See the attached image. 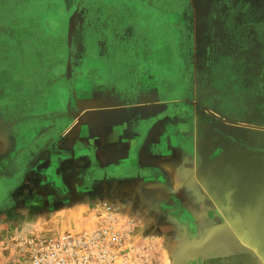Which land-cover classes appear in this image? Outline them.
Returning <instances> with one entry per match:
<instances>
[{"label": "rangeland", "instance_id": "1", "mask_svg": "<svg viewBox=\"0 0 264 264\" xmlns=\"http://www.w3.org/2000/svg\"><path fill=\"white\" fill-rule=\"evenodd\" d=\"M48 128L79 157L171 158L97 197L145 264L192 246L198 264H264V0H0V174Z\"/></svg>", "mask_w": 264, "mask_h": 264}, {"label": "crops", "instance_id": "2", "mask_svg": "<svg viewBox=\"0 0 264 264\" xmlns=\"http://www.w3.org/2000/svg\"><path fill=\"white\" fill-rule=\"evenodd\" d=\"M59 138L53 150L47 152L30 172L32 179L28 195L20 198V201L15 200L14 206L9 210L0 211V255L16 235L47 238L55 237L61 232L84 233L92 230L96 225L97 215L104 206H108L104 205L107 203L106 198L102 201L97 198L101 193H107L103 188L106 189L111 184L124 186L134 179L147 180V176L152 174L150 172L147 175V169L157 168L145 163L172 162L168 157L162 160H142L139 157L133 161L125 152L124 146L119 147L120 150L106 147L103 152V148H100L96 154L79 157L78 152L66 150L69 149L68 146L61 145ZM77 158H80L78 161L83 162L86 168L79 169L81 177L76 187L72 186L61 194L66 185L59 173L67 167L68 162L76 161ZM83 171L85 172L82 175ZM115 173L119 176L113 177ZM91 192L93 193L89 196L92 198L88 197L85 201L86 196L83 195Z\"/></svg>", "mask_w": 264, "mask_h": 264}, {"label": "built area", "instance_id": "3", "mask_svg": "<svg viewBox=\"0 0 264 264\" xmlns=\"http://www.w3.org/2000/svg\"><path fill=\"white\" fill-rule=\"evenodd\" d=\"M119 217L115 208L104 206L88 232L47 238L16 235L3 264H145L135 256L130 222H119Z\"/></svg>", "mask_w": 264, "mask_h": 264}, {"label": "flooded vegetation", "instance_id": "4", "mask_svg": "<svg viewBox=\"0 0 264 264\" xmlns=\"http://www.w3.org/2000/svg\"><path fill=\"white\" fill-rule=\"evenodd\" d=\"M59 131L48 128L37 136L31 144L21 150L9 163L6 171L0 174V210L6 211L14 206V192L23 185L26 171L33 168L35 163L51 152L58 141ZM37 158H35V156ZM116 174V173H115ZM108 176V174H107ZM118 177L119 175H112Z\"/></svg>", "mask_w": 264, "mask_h": 264}, {"label": "bare ground", "instance_id": "5", "mask_svg": "<svg viewBox=\"0 0 264 264\" xmlns=\"http://www.w3.org/2000/svg\"><path fill=\"white\" fill-rule=\"evenodd\" d=\"M117 155V154H116ZM157 160V159H156ZM116 161V160H115ZM153 161H154V159H153ZM155 162V161H154ZM157 162V161H156ZM164 162V161H163ZM160 164V163H159ZM163 166L165 165V164H163V163H161ZM156 184V183H155ZM157 186V185H156ZM229 248H222V251L224 252H226V251H229L228 250ZM197 250V249H196ZM195 250V248H193V246L190 248V250H189V260H191V262L190 261H187V262H183L184 264H198V258H199V255H200V252H202V248H200V249H198V251H196ZM231 250H232V248H231Z\"/></svg>", "mask_w": 264, "mask_h": 264}, {"label": "water", "instance_id": "6", "mask_svg": "<svg viewBox=\"0 0 264 264\" xmlns=\"http://www.w3.org/2000/svg\"><path fill=\"white\" fill-rule=\"evenodd\" d=\"M35 156V155H34ZM35 158H37L36 156H35Z\"/></svg>", "mask_w": 264, "mask_h": 264}]
</instances>
